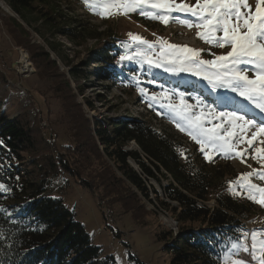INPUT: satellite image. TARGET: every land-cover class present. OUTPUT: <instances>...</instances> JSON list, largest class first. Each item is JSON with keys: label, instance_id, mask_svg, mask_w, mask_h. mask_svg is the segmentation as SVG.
<instances>
[{"label": "rangeland", "instance_id": "374dc122", "mask_svg": "<svg viewBox=\"0 0 264 264\" xmlns=\"http://www.w3.org/2000/svg\"><path fill=\"white\" fill-rule=\"evenodd\" d=\"M56 2L61 7L62 13L73 19L76 27L87 35L83 44L77 46L62 35L55 37L50 35L45 27H41L43 36L49 42L56 44L58 52L65 58L64 62L60 61L37 33L27 29L29 35H22L13 26L12 21V18L17 20L19 18L8 8L5 10L2 5L6 3L0 0V114L4 112L10 118L23 117V113L27 114L31 124L37 125L34 126L36 128L34 133L41 138V141L48 142L46 150L52 154L57 152L61 156L64 154L67 158L73 156L72 150L76 145L74 146V137L71 136L74 130L70 129L67 115L63 113L65 101L79 104L90 119H119L130 116L144 120L154 132L165 135V139L173 141L179 153L189 157L190 162L211 169L215 175L222 173L223 184L218 185L217 189L223 190L231 199L248 209L246 238L243 243L234 245L233 251L229 250L224 255L223 264H234L236 260L243 261V264H260V260L253 257L255 255L264 259V205L249 198L247 185L258 186L257 189L251 190V193L259 199L258 189L264 188V179L258 175L264 172V152L257 154L256 149H264V135L257 134V139L251 146L247 145L246 140L251 138L254 128L245 131L241 142H237L235 137L231 138L237 151L247 149V153L242 156H226L216 152L209 145V153L213 156L209 161L199 151L201 145L189 135L186 122L176 112L170 111L167 107L162 108L161 105H179L180 97L172 95L171 92H182L188 104H195L196 97L200 96L205 104L215 107L217 112L236 110L244 114L246 119H253L257 123L264 121V112L230 89H213L207 80L193 76L191 73L182 72L174 75L165 73L162 68H153L152 72H149L147 65L139 60H119L120 55H133L137 51L146 49L145 45L132 41L130 33L156 44L157 47L152 51L153 56L160 51L158 42L161 39L174 45L202 50L200 58L203 60L213 58L209 51L216 55L226 54L230 46L220 48L208 43L207 37L202 38L197 35L202 29H197L195 26L188 27L179 22L187 19L195 25L196 21L190 14L178 11L170 14L161 13L160 10L151 8L153 3H170L173 6L180 3L195 5L197 0H140V8L127 13L118 6L131 3L132 0H88V4L84 0H56ZM247 3L255 12L256 0H247ZM91 4H96L97 7H90ZM102 5L108 7L105 9L101 7ZM261 6L264 8V0H261ZM102 10L107 11L108 14L101 15ZM141 10L152 15H168L169 23L146 18L140 14ZM95 32L100 35L93 37L91 34ZM217 35L223 33L219 32ZM107 42L109 45L112 42H120L124 46L121 54L112 60V64L119 67L122 75L107 81L91 77V81L82 82L83 93H79L75 88V82L69 78L70 67L83 68L82 70L87 74L95 73L100 68L108 70L105 64L84 66L87 59L96 54L94 52L106 49L103 46H108ZM35 46L44 47L56 64L39 59L40 55L38 56ZM22 52L32 66V71L28 73H21L18 68ZM241 70L247 71L250 78L254 76V71L251 69L242 66ZM153 74L155 82H150ZM67 80L72 90L67 86ZM161 85L171 90L167 97L159 95L163 91ZM141 87L146 89V94L141 95ZM154 94L158 99L150 100L149 97ZM97 95L101 96V102L97 101ZM87 103L92 104L93 109ZM192 111L194 114H199L200 110ZM206 119L211 122L206 124V127L221 123L211 116ZM177 123L185 126L186 130L181 131L176 126ZM80 133L86 134L82 124ZM41 141L38 142V149L42 148ZM83 142L86 143L83 147L85 151L79 148V155L74 156L76 163L73 164L70 160L73 168L77 169L79 164H82V167L84 165V168H79L83 180L77 182L74 178H69L68 188L59 193L58 187L64 185V179L57 178L58 182L53 185L54 194H60L64 204L74 213L75 219L86 229L91 242L100 247L103 254H114L117 264H131L129 253L143 261V264H169L168 256L162 251V245L164 240L170 238V232L175 235L179 229L173 215L158 203L151 191L149 195L152 201L149 202L137 188L124 180L117 170H115L116 176H112L106 167L109 165L115 169L113 162L97 151L87 139ZM125 149L138 150L141 159L147 163L146 157L134 141H130ZM128 163L133 170L140 171L136 161L129 158ZM162 172L165 176L158 174L159 181L150 178L147 186L157 190L162 200L176 205L164 196L163 186L172 179L165 171ZM249 173L252 175H247ZM241 174H245L243 178ZM230 181L233 182L231 186ZM86 182L89 188L83 187L88 186ZM240 185L245 187L241 189ZM205 203L207 206L215 205L213 198ZM186 226L190 225L186 224ZM254 243L255 252H253ZM238 245L239 250H237ZM244 246L247 247V251L243 250Z\"/></svg>", "mask_w": 264, "mask_h": 264}, {"label": "trees", "instance_id": "16d2710c", "mask_svg": "<svg viewBox=\"0 0 264 264\" xmlns=\"http://www.w3.org/2000/svg\"><path fill=\"white\" fill-rule=\"evenodd\" d=\"M3 1L21 21L12 18L13 26L22 35H29L27 29L37 33L61 62L65 58L56 44L43 36L41 27L50 35H62L77 46L87 37L73 19L62 13L56 0ZM107 43L108 46H103L106 49L94 52L84 66L105 64L108 70L100 68L87 74L83 68L70 67L69 78L79 93H83L82 82L91 81V77L107 81L122 75L112 60L121 54L124 46L120 42ZM35 49L39 59L56 64L44 47L35 46ZM67 86L72 90L68 80ZM97 101H102L100 95ZM87 105L93 109L92 104ZM63 113L74 130L71 136L76 145L73 156L68 158L46 150L48 142L41 141L34 133L37 125L31 124L27 114L12 118L4 112L0 114V184L4 185L0 209H6L0 211V264H117L114 254H103L91 242L86 229L75 219L60 194H54L57 178L64 179V185H58L59 193L68 188L69 178L83 180L79 168L84 165L73 168L70 160L76 163L74 156L79 155L78 149L85 151V139L113 162L115 169L106 167L112 176H116L117 170L149 202L151 191L158 203L173 215L179 229L175 235L170 232V238L163 239L162 245L169 264H223L224 255L234 245L243 243L248 232V209L217 189L223 184L222 173L215 175L211 169L190 162L189 157L179 153L173 141L154 132L142 119L130 116L90 119L79 104L69 101L63 103ZM81 124L85 135L79 134ZM39 140L41 149L37 147ZM130 141L136 143L147 163L138 150L125 149ZM129 158L137 162L139 172L129 165ZM162 171L172 179L163 186L164 196L176 205L162 200L157 190L147 186L150 178L159 181L158 174L165 176ZM87 185L83 187L89 188ZM210 198L214 199V206L206 205ZM14 212L15 216L10 219ZM128 258L131 264H143L131 253Z\"/></svg>", "mask_w": 264, "mask_h": 264}, {"label": "snow or ice", "instance_id": "6c2138e0", "mask_svg": "<svg viewBox=\"0 0 264 264\" xmlns=\"http://www.w3.org/2000/svg\"><path fill=\"white\" fill-rule=\"evenodd\" d=\"M84 2L88 4V0H84ZM89 6L97 7L96 4ZM101 7L106 9L108 6L102 5ZM118 7L123 9L125 13L131 12L140 8V0H132L131 3H124ZM151 8L158 9L161 13L170 14L173 11H178L190 14L196 21L195 25L187 19L179 22L188 27L195 26L197 29H202V31L197 32L198 37H207L208 43L220 48L230 46V50L221 55L209 51L213 58L203 60L200 58L202 50L174 45L161 39L158 42L160 51L153 56L152 51L157 45L144 40L139 35L130 33V39L145 45L146 49L137 51L133 55H120V61L139 60L147 65L149 72H152L153 68H162L165 73L174 75L182 72L191 73L193 76L207 80L213 89H230L264 112V8L261 6V0H256L255 12L251 10L247 0H197L195 5L180 3L175 6L170 3H153ZM242 9L246 11H241ZM107 14V11H101V15ZM140 14L146 18L158 19L165 24L169 23L168 15H152L143 10ZM219 32H222L223 35H217ZM242 66L245 69L253 70L254 76L250 78L247 71L241 70ZM150 82H155L154 74ZM170 91L163 88L159 95L167 97ZM140 93L141 95L146 94V89L141 87ZM171 94L180 97V104H168L166 106L162 104L161 107H167L170 111L176 112L186 122L189 135L201 145L199 151L209 161L213 159L208 150L209 145L216 152L226 156H242L247 153V149L237 151L231 142V138L235 137L237 142H241L244 139L245 131L254 128L255 131L252 132L251 138L246 140L247 145L251 146L253 141L257 139V134L264 135V121L257 123L253 119H246L244 114H240L236 110L217 112L215 107L205 104L204 99L200 96L196 97L195 104H188L182 92H171ZM149 99L156 100L158 96L154 94ZM193 109H199V114H194ZM209 116L214 120L221 121V123L206 127V124L211 123L206 119ZM176 126L181 131L186 130L185 126L180 123H177ZM236 129L239 131H234ZM256 152L259 154L264 152V149L257 148ZM244 175L241 174V178ZM247 175L250 176L252 173ZM258 175L264 179V172L258 173ZM232 183L229 182L230 186ZM239 187L243 189L245 185ZM247 187L249 198L264 205V188L258 189L260 198L257 199L251 190L257 189L258 186L248 184ZM3 194L4 185L0 184V196ZM0 211H6V209H0ZM12 216H15V212L9 218L11 219ZM253 241L255 242V235H253ZM237 250H239V245ZM243 250L247 251V247L244 246ZM253 252H255V243L253 244ZM253 258L259 259L260 264H264V259L255 255ZM234 264H243V261L236 260Z\"/></svg>", "mask_w": 264, "mask_h": 264}, {"label": "bare ground", "instance_id": "6f19581e", "mask_svg": "<svg viewBox=\"0 0 264 264\" xmlns=\"http://www.w3.org/2000/svg\"><path fill=\"white\" fill-rule=\"evenodd\" d=\"M2 6H3V8H4L5 10H7V5L4 4V5H2ZM20 63L22 64V68H23V69H28V66H31V65H30V62L28 61V59H27V57H26V55H25L24 52H22V55H21V58H20L19 65H20ZM18 68L21 69L20 66H18ZM30 71H32L31 68H30Z\"/></svg>", "mask_w": 264, "mask_h": 264}, {"label": "built area", "instance_id": "2783aa9c", "mask_svg": "<svg viewBox=\"0 0 264 264\" xmlns=\"http://www.w3.org/2000/svg\"><path fill=\"white\" fill-rule=\"evenodd\" d=\"M30 65H31V63H30ZM19 66L21 67V69H20V72H21V73H28V72H30V68L32 69V66H28V69H23L21 63H20ZM242 255H244V254H242ZM245 256H246V255H245ZM242 257H244V256H242ZM242 257H241V258H242ZM239 258H240V257H239ZM241 258H240V259H241Z\"/></svg>", "mask_w": 264, "mask_h": 264}, {"label": "water", "instance_id": "95a60500", "mask_svg": "<svg viewBox=\"0 0 264 264\" xmlns=\"http://www.w3.org/2000/svg\"><path fill=\"white\" fill-rule=\"evenodd\" d=\"M7 8L14 14V15H16L11 9H10V7L9 6H7Z\"/></svg>", "mask_w": 264, "mask_h": 264}]
</instances>
